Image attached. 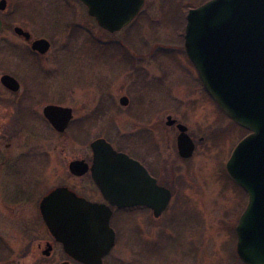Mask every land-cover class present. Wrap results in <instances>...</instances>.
I'll list each match as a JSON object with an SVG mask.
<instances>
[{"label": "rangeland", "instance_id": "1", "mask_svg": "<svg viewBox=\"0 0 264 264\" xmlns=\"http://www.w3.org/2000/svg\"><path fill=\"white\" fill-rule=\"evenodd\" d=\"M7 3L0 77H15L20 91L0 86V264L61 263L60 254L41 255L52 238L39 202L52 188L89 183L76 180L68 165L90 160V144L100 138L153 160L154 174L172 193L158 219L146 212L123 217L117 239L124 257L109 264H242L235 227L248 199L225 165L248 132L220 111L181 50L189 10L182 7L189 2L175 0L181 29L173 14L168 21L161 0H145L140 17L113 35L75 0ZM12 25L49 40L48 54L34 56ZM159 43L170 47L157 49ZM122 96L128 107L119 104ZM51 104L73 110L63 134L43 117ZM168 116L187 128L191 158L178 157L179 131L166 125Z\"/></svg>", "mask_w": 264, "mask_h": 264}, {"label": "water", "instance_id": "2", "mask_svg": "<svg viewBox=\"0 0 264 264\" xmlns=\"http://www.w3.org/2000/svg\"><path fill=\"white\" fill-rule=\"evenodd\" d=\"M97 25L113 34L128 26L145 0H79ZM5 6L1 1L0 9ZM1 30V21H0ZM16 34L27 40L20 28ZM33 51L46 54L50 43L36 40ZM185 53L195 66L202 85L219 109L235 124L249 131L226 163L232 181L247 194V206L236 226V251L243 264H264V0H210L188 11L184 30ZM2 84L17 92L19 83L3 76ZM122 106L128 99L119 100ZM43 115L55 131L63 133L72 110L48 105ZM175 123L167 118V126ZM179 154L190 158L194 144L186 127L177 126ZM91 175L104 198L113 206H148L158 218L167 209L171 192L158 186L135 160L114 151L104 139L91 143ZM74 176L88 172L84 161L68 167ZM41 217L51 236L67 256L81 264H102L114 245L110 210L80 198L68 187H58L40 202ZM69 264V263H63Z\"/></svg>", "mask_w": 264, "mask_h": 264}, {"label": "flooded vegetation", "instance_id": "3", "mask_svg": "<svg viewBox=\"0 0 264 264\" xmlns=\"http://www.w3.org/2000/svg\"><path fill=\"white\" fill-rule=\"evenodd\" d=\"M1 1H5V6L3 9H0V21H1V30H0V35L4 32V30L8 27V23L6 21V12H7V7H8V3H7V0H0V3ZM76 2L80 3L78 0H75ZM81 4V3H80ZM82 5V4H81ZM16 28H20L21 30H23L24 32H27L29 35H30V39L27 40L23 35H18L16 34L15 32V29ZM11 30L13 32V34L18 37L19 39H21L24 43H26L27 45H29L30 47V51L31 53L36 56V57H45L48 52L46 54H40L39 52L37 51H33L31 46H32V43L36 40H40V39H45L47 40L46 38H33L32 37V34L27 31L26 29H24L23 27L21 26H11ZM49 43L50 41L47 40ZM50 49H51V43H50ZM3 76H10L12 78L15 79V77H13L12 75L10 74H3L1 75L0 77V86L6 90L7 92L9 93H12V94H15L17 92L20 91V88L17 92H13L9 89H7L1 82V79ZM18 83H19V86H20V82L15 79ZM128 98V97H127ZM129 100V99H128ZM52 105V104H51ZM55 105V104H53ZM129 105V101H128V104L124 107H128ZM48 106V105H47ZM72 110V109H71ZM0 111H1V105H0ZM72 114H73V110H72ZM23 117H27V114L25 112V108L23 109ZM169 117V116H168ZM46 121V120H45ZM175 121V120H174ZM47 122V121H46ZM48 123V122H47ZM175 126L177 128L178 126V123L177 121L171 126L173 127ZM51 127V126H50ZM51 129L57 133L52 127ZM178 130V129H177ZM65 133V132H64ZM57 134H63V133H57ZM108 144L111 145L112 149L114 151H116L117 153H120V154H124L126 156H128L129 158L137 161L143 168L146 169V171L149 173V175L155 179L156 183L158 186H162V187H165L167 189H169L167 186H165V184H163L162 181H160V179L157 178L156 174H154L155 170H153L152 168H154V166L152 165V162L153 160H147L143 155H137L136 153L133 154L132 152H130L129 148L127 147H119V146H116L114 145L112 142L110 141H107L106 139H104ZM148 148V147H147ZM151 149H154L156 147H150ZM177 148V155L179 158L181 159H186V158H183L181 157V155L179 154V151H178V147ZM90 150H91V158L90 160H84V159H80L79 161H84L87 166H88V172L83 175V176H74L72 175L76 180H81V179H85L88 178L89 180V183H87L86 185H84V187H79L78 189L75 188L72 189L73 192H75V194H77V196H79L80 198H83L85 200H87L88 202L92 203V204H98V205H103L105 207H107L110 212H111V217H110V221H109V225H110V228L113 229V231L115 232V242H114V245L113 247L111 248V250L103 256L102 258V264H109L110 262L111 263H120L122 261V258L124 257L122 255V252L124 251L123 249L120 248V246L118 245V225H120L123 221V217L125 215H142L144 212L148 213L149 215H152L154 217V214H153V210L151 208H149L148 206H145V205H138V206H133V207H127V208H119L117 206H113L112 204H110L105 198L104 196L102 195L101 191L99 190V188L96 186V184L94 183L93 179H92V175H91V168H92V164H93V152H92V149H91V144H90ZM148 151V150H147ZM194 151H195V144H194ZM149 152V151H148ZM170 190V189H169ZM172 194V193H171ZM41 201V199H40ZM40 204V202H39ZM170 204V203H169ZM155 219H158L156 217H154ZM44 249L41 251V255L46 258V259H53L54 257L58 256L59 254L61 255L62 257V261L60 264H63V263H69V264H80L78 262H76L75 260H72L71 258H69L65 252H64V249L62 247V245L55 241L54 239H51V240H48V241H45L44 243ZM42 248V247H41ZM139 253V251H138ZM110 261V262H109ZM115 261V262H114Z\"/></svg>", "mask_w": 264, "mask_h": 264}, {"label": "trees", "instance_id": "4", "mask_svg": "<svg viewBox=\"0 0 264 264\" xmlns=\"http://www.w3.org/2000/svg\"><path fill=\"white\" fill-rule=\"evenodd\" d=\"M180 2L182 1H186L187 3L189 2L188 6H184L182 8H185V9H190V8H194L196 6H199V5H202L204 4L205 2L209 1V0H179ZM193 1V2H192ZM161 6L163 8H166L167 10L164 12V15L167 17L168 21H171V23L173 24V20H174V23L176 22V25L178 26L179 23H181V19H178V17L176 15H179V11H180V8L177 9V12L175 10V8H177L178 6L175 5V0H161ZM186 3V4H187ZM181 8V9H182ZM174 16V19L172 20V15ZM177 18V21H175ZM180 28V25L178 26ZM181 29V28H180ZM128 41V39H126ZM131 41H128V44L130 43ZM130 46V45H129Z\"/></svg>", "mask_w": 264, "mask_h": 264}]
</instances>
